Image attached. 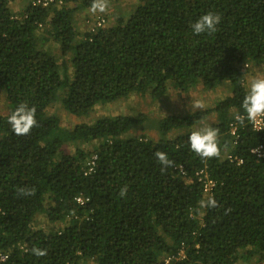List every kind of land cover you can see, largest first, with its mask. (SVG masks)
Instances as JSON below:
<instances>
[{"label":"trees","instance_id":"obj_1","mask_svg":"<svg viewBox=\"0 0 264 264\" xmlns=\"http://www.w3.org/2000/svg\"><path fill=\"white\" fill-rule=\"evenodd\" d=\"M8 1L0 0L6 105L0 113V254H7L0 264H162L163 255L179 249L184 258L172 264L263 260L264 154L251 149L264 148V126L254 130L235 117L245 114L244 66L264 62V0H134L128 15L80 39L77 8L65 4L87 7L92 0H59V9L28 6L19 19ZM209 11L222 17L218 31L194 34L190 25ZM50 39L57 52L45 47ZM170 84L183 92L223 85L228 94L184 115L140 111L71 127L47 112L59 100L70 117L86 118L96 104L131 93L158 100ZM22 102L36 107L39 122L27 136L15 135L7 122ZM233 121L237 142L230 152L240 164L202 160L191 151L188 137L204 123L219 129L220 147L229 146ZM146 130L157 137L144 138ZM130 132L140 135L121 137ZM94 141L90 151L79 147ZM66 144L75 146L73 153ZM157 150L176 165L164 174ZM92 154L95 164L85 173ZM201 169L215 182L210 195L218 208L198 206L207 198L195 176ZM20 187H34L36 194L18 196ZM38 215L49 228L34 229ZM32 247L48 254L37 258Z\"/></svg>","mask_w":264,"mask_h":264},{"label":"clouds","instance_id":"obj_2","mask_svg":"<svg viewBox=\"0 0 264 264\" xmlns=\"http://www.w3.org/2000/svg\"><path fill=\"white\" fill-rule=\"evenodd\" d=\"M57 3H59L61 6L64 5L59 0H57ZM71 4L72 3H69V5ZM65 5L67 6V4ZM61 6L59 8H61ZM50 8L59 9L54 7H50ZM87 8H90L91 11L88 15V20H87L88 23L86 26L82 27L84 28V30H82L81 32H79L78 29H76L77 39L83 37L85 32H97L99 29H103L106 27H110V25H113L106 21L109 13L108 0H92L91 5L87 6ZM17 16L18 19L22 18L24 16V13L22 15H17ZM117 17L118 15L114 18L113 22L114 21L116 22ZM100 19L104 20L103 26L96 28L97 26L96 22L97 20L99 21ZM221 19L222 17L220 14L209 11L201 15L194 23L190 25V27L192 32L196 35L205 34V33L211 35L218 31V25L220 24ZM92 28L94 30H92ZM45 47L47 49L51 48L52 51L54 52V47L58 48V43L50 39L46 43ZM248 66L249 65H247V67ZM191 107L195 109H203L205 107V104L202 100H196L194 103L191 104ZM241 107L243 108L245 114L243 115L237 114L235 118L242 126L245 125V121L255 125L258 121V118L264 117V77H254L250 80L249 88L246 95L243 98ZM7 122L10 125L11 130L15 135L17 136L29 135L33 130V128L39 127V122L36 119V107L29 106L27 103L24 102L20 103L7 117ZM188 141L190 144L191 151L194 152L202 160L220 158L222 155L221 148L219 145V129L217 128L205 127L194 130L190 133L188 137ZM93 155L96 154H92L89 159H91ZM154 156L157 162L159 163V165L161 166L160 167L161 174L166 173L168 168L176 166L175 162L172 159H170L168 154L164 151L157 150L154 152ZM127 191H128V186L124 185L120 189L119 195L121 197H124L126 196ZM17 194L18 196L21 197L34 196L36 194V189L34 187H20L17 189ZM198 206L201 209H205V208L213 209L220 207L218 201L213 195L207 196L206 199H201L198 202ZM225 211L227 212L230 210L226 209ZM202 216H203V212L201 211L199 212L200 221L202 219ZM30 251L37 258L44 257L48 254L47 249H42L38 247H32Z\"/></svg>","mask_w":264,"mask_h":264},{"label":"rangeland","instance_id":"obj_3","mask_svg":"<svg viewBox=\"0 0 264 264\" xmlns=\"http://www.w3.org/2000/svg\"><path fill=\"white\" fill-rule=\"evenodd\" d=\"M131 3H136L134 0H118L113 2V5L109 6V13L107 16V22L114 24L113 20L114 18L119 14H126V11L129 10V8L132 6ZM114 8V9H112ZM107 23V25H108ZM75 28L78 29L79 32L84 30L82 26H76L74 24ZM56 45V44H54ZM58 48L54 47V52H57ZM254 77H264V64H256V65H249L247 67V71L245 73L244 78V86L246 89L249 88V82ZM228 94V89L225 86H217L212 90L205 91L200 87V85H196L193 88H190L188 91L183 92L177 88H174L171 84L168 85L166 94L161 97L158 100H154L153 102L149 101V96L145 95L138 96L135 93H131L129 96L125 98H121L120 100H116L114 102L106 103L104 105L102 104H96L93 108V110L90 112V114L86 118H73L70 117V115L66 114V112L63 111V108L61 106V102L57 100L53 104H51L47 108V112L49 114H55L59 117L61 124L65 127H71L76 122H86L91 123L98 117H114L116 115H136L140 111H146L150 115L159 117L163 115L173 114V115H184L185 113L195 111L197 109L191 107V104L194 103L196 100H202L205 104V107H211L214 105V103L219 100L220 98L225 97V95ZM5 98L4 93H0V113L4 114L6 112V105L3 101ZM137 102H139V105L142 107L141 110H139L137 107ZM209 122V120H205V122ZM206 122V123H207ZM204 123L200 127L196 128L201 129L207 127V124ZM140 133H125L121 137H130V136H139ZM144 138H156L157 134L152 133L149 130H146L144 132ZM93 146H97V142L94 141L91 144H83L79 146L81 149H85V151L92 150ZM75 146L73 144H66L64 145V149L69 152H74ZM45 217L38 215L36 216V224L34 225V229L49 228L45 223Z\"/></svg>","mask_w":264,"mask_h":264},{"label":"built area","instance_id":"obj_4","mask_svg":"<svg viewBox=\"0 0 264 264\" xmlns=\"http://www.w3.org/2000/svg\"><path fill=\"white\" fill-rule=\"evenodd\" d=\"M57 3V0H30L29 2V6H40L43 8H50V7H54L55 4ZM14 19H18L17 15L12 16ZM97 26L101 27L103 26L104 20L100 19L99 21L97 20ZM92 30H94L92 28ZM247 65L244 66V69H246ZM252 128L254 130H258V129H262L264 126V117L262 118H258V121L255 125L251 124ZM236 132H237V124L236 122H230L229 124V134L232 136V140H230V145L227 147H220L221 148V152L222 155L219 158L220 160H228L230 162H235L236 164H240L242 162L241 158L236 157L235 155L232 154V152H230L231 150H233L236 146ZM258 150V151H257ZM257 151V152H256ZM251 152H253L254 154H256V156L260 157L263 156L264 154V148L258 146L256 148L251 149ZM95 159H96V155H93L91 159H89L86 163V165L88 166V169L85 173H89L94 164H95ZM179 173L184 174V170L182 168V166L180 165L179 167ZM196 176V180L202 185V195L204 198H206L207 196L210 195L215 182L210 178L207 170L205 169H201L199 171L196 172L195 174ZM76 201L79 203H83L86 198H83L81 196H77ZM7 258V254H0V261L5 260ZM184 258V253L182 249H179L176 252H173L171 254H166L161 258L162 264H172V262L180 260Z\"/></svg>","mask_w":264,"mask_h":264},{"label":"crops","instance_id":"obj_5","mask_svg":"<svg viewBox=\"0 0 264 264\" xmlns=\"http://www.w3.org/2000/svg\"><path fill=\"white\" fill-rule=\"evenodd\" d=\"M30 0H9L8 1V7L11 10V12L15 15H22L24 13L23 10H25L29 4ZM108 5H113V0H108ZM61 5L59 3H56L54 8H59ZM67 6H76L77 10L74 11L73 15V24H76V26H86L88 15L91 12L90 8L87 7H80V4H71ZM114 9V8H112ZM264 64V62H263ZM4 93V92H3ZM234 264H264V259L261 261H255V258L250 259L249 261L243 260L241 257L240 259L235 262Z\"/></svg>","mask_w":264,"mask_h":264}]
</instances>
